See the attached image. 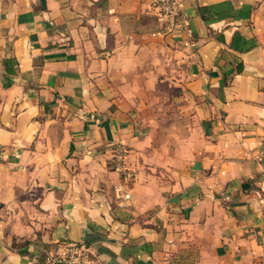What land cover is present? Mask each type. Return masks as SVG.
<instances>
[{"label":"crops","instance_id":"obj_1","mask_svg":"<svg viewBox=\"0 0 264 264\" xmlns=\"http://www.w3.org/2000/svg\"><path fill=\"white\" fill-rule=\"evenodd\" d=\"M152 2L0 0V264H264V0Z\"/></svg>","mask_w":264,"mask_h":264},{"label":"built area","instance_id":"obj_2","mask_svg":"<svg viewBox=\"0 0 264 264\" xmlns=\"http://www.w3.org/2000/svg\"><path fill=\"white\" fill-rule=\"evenodd\" d=\"M187 0H153L151 12L156 19L165 25L167 32L172 33L179 30L183 22L185 4ZM127 150L123 145H118L114 152L115 169L121 172L126 178H132L133 174L126 167ZM264 162V150L261 156ZM261 192L264 194V178L261 183ZM118 199L123 202H129L131 195L121 187L115 188ZM89 248L84 243H72L69 245L66 254L57 259L58 263L63 264H88Z\"/></svg>","mask_w":264,"mask_h":264},{"label":"water","instance_id":"obj_3","mask_svg":"<svg viewBox=\"0 0 264 264\" xmlns=\"http://www.w3.org/2000/svg\"><path fill=\"white\" fill-rule=\"evenodd\" d=\"M87 246V245H86Z\"/></svg>","mask_w":264,"mask_h":264}]
</instances>
